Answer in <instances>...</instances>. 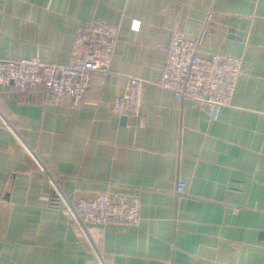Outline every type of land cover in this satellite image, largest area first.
<instances>
[{"label":"crops","instance_id":"crops-1","mask_svg":"<svg viewBox=\"0 0 264 264\" xmlns=\"http://www.w3.org/2000/svg\"><path fill=\"white\" fill-rule=\"evenodd\" d=\"M96 21L119 27L113 74L79 106L0 83V264H264V0H0V59L68 64ZM176 29L243 58L217 115L154 84ZM130 76L148 81L138 116L112 107ZM53 180L73 202L135 194L141 218L83 231Z\"/></svg>","mask_w":264,"mask_h":264},{"label":"built area","instance_id":"built-area-1","mask_svg":"<svg viewBox=\"0 0 264 264\" xmlns=\"http://www.w3.org/2000/svg\"><path fill=\"white\" fill-rule=\"evenodd\" d=\"M139 27L140 22L134 20L132 28ZM118 36V26L102 21L81 24L71 52L72 62L48 64L37 58L0 59V83L13 85L20 93L44 86L51 102L79 106L95 74H113L111 61ZM242 69L241 56L219 53L203 56L197 42L176 29L165 48L161 75L154 84L171 91L178 100L190 99L206 105L217 115L221 108L232 105ZM147 84L143 78L128 77L126 88L112 101L113 110L125 116L140 115ZM186 192V182H178L176 193ZM53 196L83 231L90 224H136L141 218L140 199L135 194L103 191L73 202L53 180Z\"/></svg>","mask_w":264,"mask_h":264}]
</instances>
